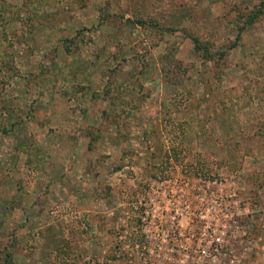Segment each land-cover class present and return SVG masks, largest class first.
<instances>
[{
	"label": "rangeland",
	"instance_id": "1",
	"mask_svg": "<svg viewBox=\"0 0 264 264\" xmlns=\"http://www.w3.org/2000/svg\"><path fill=\"white\" fill-rule=\"evenodd\" d=\"M251 1L0 0V264H264V18L239 38L235 14ZM151 6L178 28L199 7V33L237 45L205 59L134 21Z\"/></svg>",
	"mask_w": 264,
	"mask_h": 264
},
{
	"label": "trees",
	"instance_id": "2",
	"mask_svg": "<svg viewBox=\"0 0 264 264\" xmlns=\"http://www.w3.org/2000/svg\"><path fill=\"white\" fill-rule=\"evenodd\" d=\"M182 4L185 3V0L181 2ZM252 1L249 2H244V4L237 6L236 7V13L235 14H240L238 19L236 20L238 26H239V38L242 37V33L245 31H248L250 29H253L254 27L258 26L261 24L263 18H264V0H259L255 4H251ZM4 4V8H5ZM155 6V5H154ZM154 6H151L152 8H155ZM199 7H194V15L195 20L192 19V21L189 24H183L182 26L174 27L172 25H166L164 24V20L166 17V14L164 11L161 9L157 10L156 8L153 10L151 9V12H148L147 7L145 9H137L135 10V15H134V21L139 24L142 27H149L153 28L156 31H176L178 30H184L185 33L193 40L195 44V49L199 52L202 53L205 59H210V60H215V61H220L225 62V58L227 57L228 50H231L237 45V41H234L229 45L227 49H220L219 46L215 43V41H211L209 38H204L199 32L203 30L204 24L201 18L198 19V10ZM207 21H209L207 19ZM196 30H198L197 33ZM79 31L78 33H80ZM65 40V48L66 51L69 54L76 53L79 49V44L82 39V35H78L77 37L67 41L66 38ZM7 132V130H4ZM152 147V145H151ZM153 153V151H152ZM154 155V154H153ZM115 258V256H113ZM13 259H12V253L11 252H6L4 255V264H12Z\"/></svg>",
	"mask_w": 264,
	"mask_h": 264
}]
</instances>
